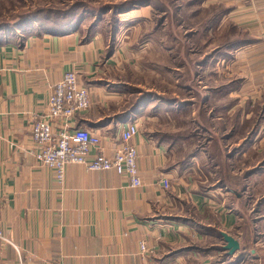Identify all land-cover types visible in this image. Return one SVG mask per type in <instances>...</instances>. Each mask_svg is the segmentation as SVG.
Instances as JSON below:
<instances>
[{
	"label": "crops",
	"instance_id": "crops-1",
	"mask_svg": "<svg viewBox=\"0 0 264 264\" xmlns=\"http://www.w3.org/2000/svg\"><path fill=\"white\" fill-rule=\"evenodd\" d=\"M151 6L123 13L132 35L111 51L118 21L109 36L98 23L0 31V264H264V0H184L187 19L202 13V28L184 27L185 53L176 34L156 36L154 23L143 30ZM226 27L238 34L214 42L210 34ZM198 33L202 50L193 49ZM180 58L184 83L174 74ZM134 59L151 63L136 83L123 81ZM70 70L90 98L70 126L96 134L107 156L137 123L140 187L77 164L58 183L38 165L30 123ZM150 71L168 75L167 90L146 86ZM221 232L238 241L234 254L221 250Z\"/></svg>",
	"mask_w": 264,
	"mask_h": 264
},
{
	"label": "rangeland",
	"instance_id": "rangeland-1",
	"mask_svg": "<svg viewBox=\"0 0 264 264\" xmlns=\"http://www.w3.org/2000/svg\"><path fill=\"white\" fill-rule=\"evenodd\" d=\"M143 1L149 0H0V23H4L5 27H13L15 25L20 24H24L23 26L34 24L37 26L41 25L42 27L47 29H59L61 28V26H64L65 29L67 26L71 25V23L75 21V23L81 24L80 26L82 29H88L89 25L93 23H98L99 29L102 30L105 34H108L109 36V33H111L110 28H112L113 30V25L118 22V24L122 23L123 13L125 15L131 14L133 15V18H135L137 12L133 11V9L138 7V5L135 4H140ZM150 1L152 2V11L149 14V20L145 21L142 26L146 27L148 21H150L151 24L148 27L143 28V30L149 31L151 25H153L154 23L155 27L152 28V31L155 33L156 36L159 35L160 37L168 38L176 34L178 38H181V42L179 43V45H177V51H179V53H185V48L189 45L186 46L184 44V39L186 37V30L184 29V27L190 28V26L193 24L194 29L202 28V13L199 12L197 15L198 18H195V20H189L186 18V13H189V9H185L184 0ZM169 3H171V5ZM175 16H177L176 19ZM177 22H180V26L178 25V27H175L178 24ZM125 23H122L121 27L119 28L118 33L115 36V40H110V51L113 48L115 49L117 46H119L121 41H123L125 38H128L132 35L131 30H128ZM118 24H116L115 27H118ZM223 31H213V33L210 34V36L214 38V42L221 43L223 41L221 37H223V35L225 34L228 35L229 38L235 37L238 34L233 31L232 28L227 27L225 28V31L227 33H223ZM204 35V32H202V39H204ZM196 39H198V42L194 43L193 49L202 50L199 41V33L198 35H196ZM137 61L140 60L134 59L127 63L125 69L129 71H127L125 75H123V81H132L136 83L137 79L140 78L136 75L138 73L137 69H142L143 67L147 68L148 65L151 63L150 61L141 60L138 64ZM178 61L181 62L182 65L178 67L177 71L174 73L176 78H178L179 82L181 83H184V81H189L191 78V76L189 77V70L185 67L182 58H180ZM162 63L168 65V58L164 59ZM155 71L157 70L155 69ZM160 73L162 72L160 71ZM117 78L121 77L118 76ZM167 80L168 75L166 73L164 74V76L161 77L159 75L157 79H155L152 76V71H150L149 75H147L145 83L146 86L154 87V89L157 90H167V83H164L167 82ZM177 93L181 98H184V96L186 95L184 90L182 89H179ZM238 165L239 167H242L241 164ZM251 194L252 192L250 193L249 191L248 196H251ZM254 194L257 195V193L255 192ZM256 195L255 198L257 197ZM255 200L256 199L248 200L249 202L247 205L249 208H259V206L256 205V203H258V200Z\"/></svg>",
	"mask_w": 264,
	"mask_h": 264
},
{
	"label": "built area",
	"instance_id": "built-area-1",
	"mask_svg": "<svg viewBox=\"0 0 264 264\" xmlns=\"http://www.w3.org/2000/svg\"><path fill=\"white\" fill-rule=\"evenodd\" d=\"M89 107V89L78 82L75 70L65 72L53 85L45 112L33 117L30 123V138L38 147L34 155L38 165L52 169L58 183L63 182L65 167L68 164H77L87 171H114L125 176L131 187H140L137 151L131 143L132 137L138 131L137 123L130 121L120 130L119 147L112 156H107L96 134L85 128L70 126L73 116ZM56 120L62 122L59 131L53 129V122ZM164 187H169L167 180L164 181ZM140 251H148L144 242L140 243Z\"/></svg>",
	"mask_w": 264,
	"mask_h": 264
},
{
	"label": "water",
	"instance_id": "water-1",
	"mask_svg": "<svg viewBox=\"0 0 264 264\" xmlns=\"http://www.w3.org/2000/svg\"><path fill=\"white\" fill-rule=\"evenodd\" d=\"M220 236L224 245L222 246L221 250L227 252V255L234 254L239 249V243L236 239L232 236L228 235L225 232H221Z\"/></svg>",
	"mask_w": 264,
	"mask_h": 264
},
{
	"label": "trees",
	"instance_id": "trees-1",
	"mask_svg": "<svg viewBox=\"0 0 264 264\" xmlns=\"http://www.w3.org/2000/svg\"><path fill=\"white\" fill-rule=\"evenodd\" d=\"M147 2L148 1H143V2H141L140 4H135V5H138V6H142V5H145V4H147ZM132 7V6H131ZM131 9H133V8H131ZM130 10V9H129ZM76 22V21H75ZM75 22H72L71 23V25H69V26H67L65 29H64V26H61V28H59V30H68V29H71V28H73V26H74V23ZM24 25V24H23ZM23 25L22 24H20V25H15V26H7V27H5L4 26V23H0V31L1 30H9V29H21L22 27H23ZM91 28V27H90ZM47 29V28H46ZM51 30H55V29H51ZM58 30V29H57Z\"/></svg>",
	"mask_w": 264,
	"mask_h": 264
}]
</instances>
